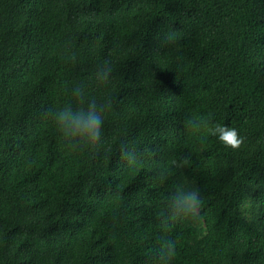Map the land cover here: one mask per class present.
<instances>
[{"label": "trees", "instance_id": "obj_1", "mask_svg": "<svg viewBox=\"0 0 264 264\" xmlns=\"http://www.w3.org/2000/svg\"><path fill=\"white\" fill-rule=\"evenodd\" d=\"M76 85L112 101L95 155L64 149L48 118ZM189 116L242 145L191 134ZM184 177L203 204L164 232ZM162 236L172 264H264V0H0V264H153Z\"/></svg>", "mask_w": 264, "mask_h": 264}, {"label": "clouds", "instance_id": "obj_2", "mask_svg": "<svg viewBox=\"0 0 264 264\" xmlns=\"http://www.w3.org/2000/svg\"><path fill=\"white\" fill-rule=\"evenodd\" d=\"M171 39L169 37V41ZM71 59L75 62V53ZM112 74L113 68L108 63L100 65L95 73L99 84L105 86L111 81ZM72 96L75 107L71 103L63 107L53 106L48 112V118L54 124L58 140L64 149L70 153L95 155L102 143L105 114L110 110L112 101L110 98L98 101L96 97L88 95L82 85H76L72 89ZM184 126L191 134H200L203 131L216 137L220 143L232 150H238L243 143L235 129L219 123L212 124L206 117L189 116L184 121ZM120 155L129 164L137 162L136 149L130 144H121ZM191 162V154L179 159L173 158L160 166L157 179L164 183L174 174V170L179 172L190 166ZM165 200V209L159 214L164 232H171L177 224L196 219L203 204L199 187L187 177L173 186ZM176 248V240L162 236L157 251L151 257L153 264H172L177 254Z\"/></svg>", "mask_w": 264, "mask_h": 264}]
</instances>
